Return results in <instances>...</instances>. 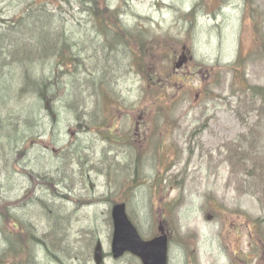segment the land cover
<instances>
[{"label": "rangeland", "instance_id": "1", "mask_svg": "<svg viewBox=\"0 0 264 264\" xmlns=\"http://www.w3.org/2000/svg\"><path fill=\"white\" fill-rule=\"evenodd\" d=\"M34 1L0 0V25L40 4ZM49 10L63 15L70 38L86 49L100 52V19L125 26L137 51L141 32L157 43L144 57L128 41L129 51L117 45L109 55L117 41L108 39L91 69L104 72L96 86L112 82L117 98L85 97V127L58 102L55 115L45 116L47 134L27 144L24 160L0 153V241L9 237L23 251L0 264H57L40 241L47 216L31 212L39 198L61 204L56 211L69 217L65 244L73 251L64 264H97L98 243L101 264H142L112 256L111 211L122 203L145 239L165 230L169 264H264V209L243 176L231 179L226 160L227 146L256 115L250 89H264V0H56ZM191 13L194 22L186 23ZM120 165L126 169L117 171Z\"/></svg>", "mask_w": 264, "mask_h": 264}, {"label": "trees", "instance_id": "2", "mask_svg": "<svg viewBox=\"0 0 264 264\" xmlns=\"http://www.w3.org/2000/svg\"><path fill=\"white\" fill-rule=\"evenodd\" d=\"M55 1L35 0L34 3L40 4L29 8L28 11L12 21H1L0 25V153L6 156L15 154L19 160H24L27 157L29 153L27 144L37 143L38 138L47 134L49 129L44 121L45 116L49 119L55 115L59 107L58 102L66 103L67 110L72 114L76 113L78 119L84 120V123L80 125L85 127L91 125V122L85 121L88 118L87 110L89 108L85 97H92L98 103L117 98V90L112 82L109 85L105 81H99L100 85L96 86L95 79L97 81L104 79L100 77L104 72L91 69L93 62L99 59L92 54L102 52L108 39L117 41V43L112 42L108 46L109 55L116 53L117 45H122L123 51H129V48L126 47L128 41L130 51L144 57L149 49L155 51L154 45L157 43L152 39L153 33L141 32V42L144 43L140 44V49L137 51L135 47H132L136 37L132 38L125 26L110 27L112 21L100 19L96 20L101 29L99 38L104 40L99 49L100 52L86 49L84 44L70 38L69 31L67 33L65 30L68 24L63 19V15L49 10V5ZM59 1L70 2V0ZM194 19V15L191 13L185 22L192 24ZM109 30L114 32L110 34ZM168 39L173 40L172 38ZM86 54L90 55L89 58H84ZM167 54L171 59L176 57L173 53ZM108 63L110 64V62ZM86 64H89L90 68H87ZM80 73H84L86 78H77ZM111 79H113V75H111ZM159 79L155 78L154 84L157 85ZM99 90L102 95H98ZM250 92V102L256 115L251 123L246 121V132L240 134L231 146H227L226 160L231 168V179L236 182L238 177L243 176L242 181L247 185V189L264 209V89L253 87ZM111 96L114 98H110ZM95 115L97 116V111H95ZM69 146L70 144L63 148L65 150L62 152L64 162L70 158ZM132 148L136 147L132 146ZM72 159L77 164H81L79 156L72 157ZM120 166L117 171L126 169L123 165ZM24 173L27 174V172ZM134 177L137 178V176ZM134 181L136 182V179ZM129 182L132 183L133 180L131 179ZM36 203L40 207V211L46 214L50 227L44 234L45 240H40L45 241L43 243L45 246L44 255L57 264H64V260L73 251L65 244L68 233L66 220L69 217L60 215L48 204L49 201L39 198L34 204ZM52 210L59 215H57L56 223L52 221L56 215ZM58 225H60L59 229L56 227ZM16 230L21 231L20 227ZM151 236L153 235H149V238ZM26 241L28 248L32 241V234ZM14 244L9 237L0 241V262L14 250L17 255L18 250L23 252L17 246L14 247ZM26 253L27 250L24 248V254Z\"/></svg>", "mask_w": 264, "mask_h": 264}, {"label": "water", "instance_id": "3", "mask_svg": "<svg viewBox=\"0 0 264 264\" xmlns=\"http://www.w3.org/2000/svg\"><path fill=\"white\" fill-rule=\"evenodd\" d=\"M182 64L179 66L181 67ZM113 238L111 251L115 259L130 253L139 258L142 264H168L169 236L162 230L161 234L151 240H144L138 229L127 215L125 204H119L112 209ZM101 245L98 246L96 258L101 257Z\"/></svg>", "mask_w": 264, "mask_h": 264}, {"label": "bare ground", "instance_id": "4", "mask_svg": "<svg viewBox=\"0 0 264 264\" xmlns=\"http://www.w3.org/2000/svg\"><path fill=\"white\" fill-rule=\"evenodd\" d=\"M42 200H45V199L43 198ZM48 204H49L53 209H55V210H57V209L59 208V206H61V204H59V203L54 204V202H50V203H48ZM36 211H40V207L37 205V203L31 206V212H32V213H35ZM52 211H53V210H52ZM53 212L55 213V211H53ZM55 214H56V213H55ZM57 215H58V214H56V215L53 217V219H52V221H53L54 223H56V221H57V219H58ZM58 216H59V215H58Z\"/></svg>", "mask_w": 264, "mask_h": 264}, {"label": "flooded vegetation", "instance_id": "5", "mask_svg": "<svg viewBox=\"0 0 264 264\" xmlns=\"http://www.w3.org/2000/svg\"><path fill=\"white\" fill-rule=\"evenodd\" d=\"M100 263V262H99Z\"/></svg>", "mask_w": 264, "mask_h": 264}]
</instances>
